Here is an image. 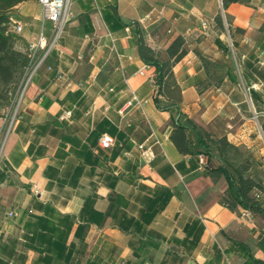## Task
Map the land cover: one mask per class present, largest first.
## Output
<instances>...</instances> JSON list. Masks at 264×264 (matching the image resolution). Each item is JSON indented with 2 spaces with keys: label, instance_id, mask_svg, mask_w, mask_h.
<instances>
[{
  "label": "crops",
  "instance_id": "obj_1",
  "mask_svg": "<svg viewBox=\"0 0 264 264\" xmlns=\"http://www.w3.org/2000/svg\"><path fill=\"white\" fill-rule=\"evenodd\" d=\"M16 9L24 26L14 48L26 51L42 8L33 0ZM68 11L1 153L0 264H264V217L222 205L226 183L199 169L190 123L225 137L264 184V0L223 9L232 56L215 27L219 0H70ZM179 36L187 53L158 92L138 40L164 60ZM199 56L222 65L216 81ZM174 122L192 154L170 140ZM103 134L114 140L108 150ZM143 142L150 165L136 148ZM207 149L219 166L217 145Z\"/></svg>",
  "mask_w": 264,
  "mask_h": 264
},
{
  "label": "trees",
  "instance_id": "obj_2",
  "mask_svg": "<svg viewBox=\"0 0 264 264\" xmlns=\"http://www.w3.org/2000/svg\"><path fill=\"white\" fill-rule=\"evenodd\" d=\"M27 1L33 0H0V106L11 104L30 64L27 51L14 48L13 35L8 28V15L12 8ZM236 2H243V0H222V8L225 10L229 4ZM214 22L219 32L225 30L219 14L215 16ZM227 29L231 38V30L229 27ZM237 31L241 30L237 29ZM137 52L145 65L154 68L153 80L159 92L161 81L186 55L187 47L182 37L175 38L165 51L166 59L162 60L142 38H139ZM199 59L208 74V79H212L210 68H218V64L201 56ZM190 123L197 129L198 142L202 148L201 152L195 153L196 155L204 153L210 161L212 157L207 149L208 145L210 143L217 145L220 165L214 167L209 163L206 172L212 181L222 178L226 183L221 199L222 205L230 211L239 208L264 217V184L258 183L251 176L252 163L249 159L244 157L239 149L231 145L225 137L212 140V134L209 131L195 126L191 121ZM170 140L180 153L192 154L187 147L185 128L176 122L173 123ZM255 193L257 196L254 195Z\"/></svg>",
  "mask_w": 264,
  "mask_h": 264
},
{
  "label": "built area",
  "instance_id": "obj_3",
  "mask_svg": "<svg viewBox=\"0 0 264 264\" xmlns=\"http://www.w3.org/2000/svg\"><path fill=\"white\" fill-rule=\"evenodd\" d=\"M36 1L42 8V22L40 26V31L38 32L36 39L27 47L26 51L30 58V64L26 70L25 76L19 86L18 91L16 92L15 97L12 99V102L10 104L11 116L10 117L5 116L0 125V141L2 140L0 144V150H1L0 157L8 135L12 132L15 124L20 119V111L18 108L21 105L22 98L24 96L28 84L30 83L32 76L42 67L45 60L55 49L58 41L60 40L62 33L64 32V28L70 18L68 11L70 0H36ZM219 5H220V17L223 22L225 33L229 38V32L227 29L228 27L226 25L225 15L222 8V0H219ZM45 22H48L50 25V36L48 38L44 35ZM23 26L24 25L21 20H19L14 14L9 13L8 28H9V32L13 36L21 34L23 30ZM208 29H209L208 22L204 20L201 21L202 34H206ZM132 102L138 103L137 99L134 96L127 103L126 109L120 110L118 112L119 115L123 116L127 108H131ZM70 117H71V112L65 111L62 114L61 119L66 120L69 119ZM98 143H99V148L103 150H108L113 146L114 140L111 136L107 134H103L99 138ZM136 148L139 151L143 162L147 165H150V163L154 159V152L152 149V145L148 144L147 142H143L137 145ZM196 159L199 169L202 171H206L207 167H209L208 156L204 153H200L196 156ZM254 195L257 196L256 193ZM244 212L248 214L247 211Z\"/></svg>",
  "mask_w": 264,
  "mask_h": 264
},
{
  "label": "rangeland",
  "instance_id": "obj_4",
  "mask_svg": "<svg viewBox=\"0 0 264 264\" xmlns=\"http://www.w3.org/2000/svg\"><path fill=\"white\" fill-rule=\"evenodd\" d=\"M38 4V3H37ZM39 5V4H38ZM40 6V5H39ZM41 7V6H40ZM14 14H15V16L19 19V20H21L22 21V14H21V12H20V9H16L15 11H14ZM49 23H46V26L48 25ZM45 26V27H46ZM66 27V26H65ZM65 29V28H64ZM223 33L225 34V37H226V44H227V50H228V55L229 56H232V52L231 51H233V46H232V43H231V41H230V37L228 38L227 37V35H226V33H225V30L223 31ZM14 36H16V35H14ZM216 64H218V63H216ZM218 66L220 67H218V68H215V67H212V68H210V70H211V72H212V80L213 81H216L217 80V78H219L220 76H221V74H222V65H220V64H218ZM19 109V111H20V107L18 108ZM5 116H7V117H10L11 116V108H10V103L8 104V105H6V106H0V122H2L3 121V118L5 117ZM1 142H2V140L0 141V144H1ZM0 152H1V150H0Z\"/></svg>",
  "mask_w": 264,
  "mask_h": 264
}]
</instances>
